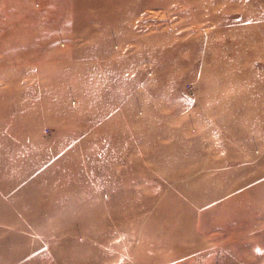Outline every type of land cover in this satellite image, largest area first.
<instances>
[{"label": "rangeland", "instance_id": "374dc122", "mask_svg": "<svg viewBox=\"0 0 264 264\" xmlns=\"http://www.w3.org/2000/svg\"><path fill=\"white\" fill-rule=\"evenodd\" d=\"M177 257L264 264V0H0V264Z\"/></svg>", "mask_w": 264, "mask_h": 264}, {"label": "crops", "instance_id": "0c3cea01", "mask_svg": "<svg viewBox=\"0 0 264 264\" xmlns=\"http://www.w3.org/2000/svg\"><path fill=\"white\" fill-rule=\"evenodd\" d=\"M8 137V136H6ZM138 264H218L214 258H148Z\"/></svg>", "mask_w": 264, "mask_h": 264}]
</instances>
